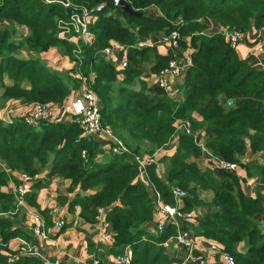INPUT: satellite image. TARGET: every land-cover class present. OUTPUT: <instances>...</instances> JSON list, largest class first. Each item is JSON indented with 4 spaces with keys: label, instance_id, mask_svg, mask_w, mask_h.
I'll list each match as a JSON object with an SVG mask.
<instances>
[{
    "label": "trees",
    "instance_id": "16d2710c",
    "mask_svg": "<svg viewBox=\"0 0 264 264\" xmlns=\"http://www.w3.org/2000/svg\"><path fill=\"white\" fill-rule=\"evenodd\" d=\"M72 2L92 9L105 3L101 11H95L96 19L90 25L95 37L80 41L81 69L87 75L95 74L92 87L99 97L103 124L136 154L156 155L176 139V150L166 166L168 182L160 174L159 160L147 165L143 179L129 154L104 152L98 141L83 136L76 122L42 120L33 126L20 117L12 123L1 120L0 159L7 170H0V264H47L32 255L8 261L16 251L9 248L12 239L34 241V236L22 224L28 211L17 206L13 191L4 189L10 179L19 183L14 171L40 173L47 164L49 177L71 180L68 189L75 196L70 200L60 195L61 206L69 211L79 208L80 216L91 224L98 222L99 209L107 208L104 220L112 226L114 245L130 246L131 264H172L163 242L176 234L177 226L166 223L162 232L154 231L157 199L148 189L152 187L168 203L176 204L174 186L186 191L181 210L190 212L202 205L210 209L187 226L195 236L220 244L221 253L206 264H226L222 253L235 256L236 264H264V222L255 219L264 212V195L246 194L235 172L221 170L229 175L219 178L212 169L191 160L203 148L195 140L197 129L205 132V146L213 155L226 161L241 164L240 157L249 149H264V69L239 58L222 32L204 33L207 18L241 32L253 24L264 26V0H129L143 13L140 16L123 12L114 0ZM151 6L159 8L157 17L145 13ZM70 11L46 0H0V108L13 99L63 101L81 86L76 78L49 69L35 55L58 45L75 60L74 43L58 36L59 22ZM15 24L27 26L29 33L19 34ZM155 30H177L182 48L193 49L192 65L180 84L182 100L149 88L142 78L144 70L138 64L154 59L152 71L160 72L172 57V53L162 55L155 46H138ZM114 42L127 48L128 66L122 78L113 62L102 56ZM21 50L34 54L17 55ZM196 112L201 120L194 116ZM179 119L190 121L191 130L178 129ZM246 167L264 184V163L254 160ZM48 182L35 180L32 191L27 189L25 194L26 203L34 204L36 190ZM242 241L245 252L237 250Z\"/></svg>",
    "mask_w": 264,
    "mask_h": 264
},
{
    "label": "crops",
    "instance_id": "0c3cea01",
    "mask_svg": "<svg viewBox=\"0 0 264 264\" xmlns=\"http://www.w3.org/2000/svg\"><path fill=\"white\" fill-rule=\"evenodd\" d=\"M145 13L148 16L157 17L160 14V11L157 6H151L145 10ZM95 19L96 15L91 18L90 24L94 23ZM206 23L207 28L204 31V33L206 34L221 32V30L223 29V26H221L220 23L215 19L207 18ZM14 26L15 28H17L19 34L26 35L29 33V29L25 25L15 24ZM262 28L263 26H257L253 24L247 31L243 32L241 44L236 48V52L239 58L247 61L257 68L264 69V52L258 51V45L262 37ZM166 34L168 33H166L164 30H155L151 32L147 38L140 40L138 42V46H140L139 44H143L141 46H155L162 55L172 53L171 55L173 57L174 52L171 49L169 43L163 40ZM189 39L190 38H187L188 41ZM109 48L111 49V51L109 53L102 51V56L113 62L117 69L119 78H122L124 76V68L122 67L121 63L124 57L128 58L127 48L117 42H114L113 45ZM23 53H25L23 55L25 57H29L30 54H34L33 52L30 53L27 51H23ZM35 55L39 57L49 69L57 71L63 75H71L75 78L76 62L73 58H71L70 55H68L64 51L62 46H51L48 50ZM154 63L155 60L151 59L150 61H145L138 64L139 68L144 70L142 78L147 82V86H149V88L151 89H156L158 91L168 93L176 100H182L184 98V94L182 89L180 88V84L183 81L184 74L179 76L168 75V87L161 88L158 85L159 72L152 71V66ZM89 77L91 79H94V72H90ZM6 80L7 82L9 81L8 79ZM81 90V86L77 89H73L63 101L58 102H70L75 97L80 95ZM32 104L33 102H26L23 100H10L3 108H0V119H7L8 117L22 118L32 111ZM194 116L199 120L203 118L197 112L194 113ZM195 140L203 148L201 151V155L198 157L192 156L191 160L196 162L197 165L201 168L212 169L219 178H222L223 175L221 174L229 175L228 173H221V170L216 167V157L205 146V132L203 130L197 129L195 131ZM176 147L177 141L174 140L170 142L166 147L156 152V157L160 161V174L166 182H168L166 166L169 157L174 153ZM254 160L258 161L259 163H264V149L257 152H252L249 149L242 157H240L241 164H239V167L235 171V174L240 176L241 185L243 191L246 194L256 196L260 193L264 195V184L257 176L250 175L246 167V164L248 162ZM49 167L50 164H47L40 169V179L48 180L49 182L45 186H42L41 188L36 190V195L33 200L34 204H30L27 202L26 208L30 212L40 213L45 218V220L51 221V224L54 223L55 219H57V216L62 217L66 219V225L63 229H55L50 234L49 239L45 243V247H43L42 249L43 252L51 259L60 258L63 264H85L87 261H91L95 256H99L100 258H102L103 264H118L117 255L124 252L126 246L122 248L116 247L114 245V239L112 237L113 232L111 231L112 226L108 223H105V216L103 217V215H100L98 218V222L95 224H91L85 221V219H83L82 217H79V219L75 220V215L73 214V212L67 210L66 206H61L59 201L60 195H66L70 200L74 198L75 192H69L68 189L71 180L62 178L61 176L49 177ZM0 170H7L6 164L1 159ZM146 174L147 171L145 174H143V179H145ZM13 175L18 177L19 173L17 171H14ZM33 183L31 185H28L29 191H32ZM14 184L15 182L13 181V179H10L4 189L8 190L9 192L13 191ZM148 191L149 195L154 199V189L152 187H149ZM90 192H93V190H90ZM175 200L177 205H183L181 199L175 198ZM104 209L106 213L107 208ZM209 211L210 209L208 206H199L193 210L194 219H191V221L189 219H181L180 224L182 227L187 229L189 221L196 222ZM75 212L76 214H78L79 208H77ZM155 213V220L157 222L163 219L162 215L159 212ZM27 218L22 220V224L27 228H30L31 222L30 220L28 221ZM255 219L257 221L264 222V212L256 214ZM187 230L191 231L190 228H188ZM104 231L108 233L109 242L107 244H103L102 242H100V237ZM191 233L193 234V231H191ZM193 237L195 239L196 252L207 258V262L214 261L216 259V255L219 252L217 249H214L212 247V244L217 245L221 249L220 244L201 236H195L194 234ZM34 241L39 242L36 237H34ZM19 242L20 241L18 238L12 239L9 243L10 250H16L19 246ZM237 250L241 252H245L247 250V246L244 241L238 244ZM167 253L172 259V264H199L197 261H193L187 258L188 250L182 246L171 245Z\"/></svg>",
    "mask_w": 264,
    "mask_h": 264
},
{
    "label": "built area",
    "instance_id": "2783aa9c",
    "mask_svg": "<svg viewBox=\"0 0 264 264\" xmlns=\"http://www.w3.org/2000/svg\"><path fill=\"white\" fill-rule=\"evenodd\" d=\"M49 3H59L65 8L70 9V14L67 19H63L59 22V37L70 40L74 43L75 47L73 53L76 62L75 78L81 83V93L70 102H33L32 111L22 119L29 125H37L42 120L50 122H76L83 128V135L89 136L102 145V149L106 153L113 154H129L131 161L137 164L138 171L141 175L147 171V165L158 161L156 155H142L136 154L132 151L131 147L120 137H118L113 130L105 126L102 122V113L99 97L96 91L93 89L92 84L94 79H91L89 75L85 74L81 67L84 60L83 48L80 43L81 39L92 40L95 37V33L90 29L91 18L95 15V11H101L105 3H101L96 8L92 9L87 5H76L72 0H46ZM116 4H119L120 0H114ZM225 34L227 40L233 48L239 47L241 44L242 34L240 30H230L223 28L221 30ZM163 40L168 42L171 49L174 52L173 57L170 59L168 65L163 67L158 75V85L161 88L168 87L167 76L174 75L179 76L185 74L187 69L192 65V52L191 47L182 48L181 34L177 30H173L164 36ZM140 46L143 44H139ZM106 53H109L111 49L106 47L104 49ZM258 51L264 52V26L262 28V37L258 45ZM122 67L128 66V58L124 57L121 63ZM232 104V100L228 101ZM14 117H8L7 119L1 118V120L9 123L13 122ZM178 129H184L185 131L191 130V123L188 120L179 119ZM176 140V139H175ZM82 155L86 156V150L82 151ZM216 167L223 171L235 172L239 167L238 162L226 161L224 159L215 158ZM18 184H14L13 192L16 195V202L18 207H24L28 211V218L31 222L30 228L33 236L39 240V242L27 240L23 237H17L19 239V246L8 258L9 262H14L20 256L32 255L43 259L47 264H63L60 258L51 259L44 252L43 247L50 237V234L55 229H63L66 225V220L57 216L53 224L47 223L45 218L40 213L30 212L26 207L25 194L27 193L28 185H31L35 180L40 178V173L30 174L26 172H18ZM172 194L174 197L182 199L186 195V191L178 186L172 187ZM155 198L157 199L156 211L159 212L163 219L159 220L156 224L155 232H162L166 223H173L177 226L178 230L174 236H171L163 244L167 249L171 245H178L188 249V258L193 261H197L199 264H205L206 260L195 254V239L192 236L191 231L181 226L180 220L194 219L192 212H185L179 209L176 205L168 203L163 199L160 192H155ZM100 215L105 216V209L100 208ZM56 215V212H55ZM100 242L107 244L109 242L108 233L104 231L100 237ZM214 249L221 251V249L212 244ZM131 250L130 246L125 247V251L117 255V261L120 264H131ZM222 260L226 264H236V258L232 254L222 253ZM85 264H103V259L99 256H95L91 261H87Z\"/></svg>",
    "mask_w": 264,
    "mask_h": 264
},
{
    "label": "water",
    "instance_id": "95a60500",
    "mask_svg": "<svg viewBox=\"0 0 264 264\" xmlns=\"http://www.w3.org/2000/svg\"><path fill=\"white\" fill-rule=\"evenodd\" d=\"M122 11L125 12V13H128L130 15H142L143 13L142 12H139L137 9H135L131 3L129 2V0H120L119 1V4H118ZM156 211V209H155Z\"/></svg>",
    "mask_w": 264,
    "mask_h": 264
},
{
    "label": "rangeland",
    "instance_id": "374dc122",
    "mask_svg": "<svg viewBox=\"0 0 264 264\" xmlns=\"http://www.w3.org/2000/svg\"><path fill=\"white\" fill-rule=\"evenodd\" d=\"M17 53V55H19V56H23L25 53H23V50H21V51H17L16 52ZM8 83H11V81H8ZM138 86V85H137ZM49 102H58V101H49ZM203 197H206L205 196V194H203L202 195ZM176 198V197H175ZM181 201H182V199H181ZM172 205H176L179 209L181 208L179 205H177V204H172ZM73 212V214L75 215L74 217H75V220H77V219H79V217H81L80 216V214L78 213V214H76V212L75 211H72ZM185 212H187V211H185ZM190 212H192L193 213V211H190ZM1 215H3L2 217H4V214L3 213H1ZM5 216H7V215H5ZM12 217V216H11ZM27 220L29 221V219L27 218ZM66 220V219H65ZM191 221V220H190ZM189 221V223H192V222H190ZM155 231V230H154ZM192 236H193V234H192ZM175 246H178V245H175ZM185 248V247H184ZM186 249V248H185ZM131 250V249H130ZM188 250V249H187ZM116 251V250H115ZM219 253H221V251H218ZM188 254H189V252H188ZM195 254H196V250H195ZM196 255H200V254H196ZM200 256H202L205 260H206V263H207V258H205L203 255H200ZM187 258H188V255H187ZM205 263V264H206ZM114 264V263H113ZM118 264H120V263H118Z\"/></svg>",
    "mask_w": 264,
    "mask_h": 264
}]
</instances>
